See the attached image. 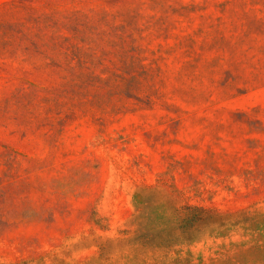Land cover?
<instances>
[{
    "label": "rangeland",
    "instance_id": "obj_1",
    "mask_svg": "<svg viewBox=\"0 0 264 264\" xmlns=\"http://www.w3.org/2000/svg\"><path fill=\"white\" fill-rule=\"evenodd\" d=\"M0 264H264V0H0Z\"/></svg>",
    "mask_w": 264,
    "mask_h": 264
}]
</instances>
